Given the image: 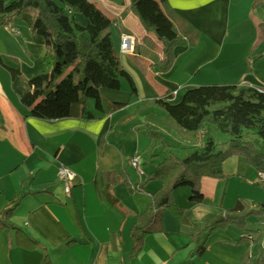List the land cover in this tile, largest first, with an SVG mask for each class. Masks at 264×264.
<instances>
[{"label":"crops","instance_id":"obj_1","mask_svg":"<svg viewBox=\"0 0 264 264\" xmlns=\"http://www.w3.org/2000/svg\"><path fill=\"white\" fill-rule=\"evenodd\" d=\"M92 1L112 19V41L137 87L135 93L123 82L118 90L103 88L107 101L124 105L92 119L46 120L32 114L21 96L29 90L28 80L44 67V40L31 32L18 39L22 31L15 24L5 26L24 56L7 53L20 63L12 66L21 70L16 77L0 62V264H242L245 259L264 264L259 240L264 219L257 228L246 226L253 241L236 225L199 236L240 200L226 197L228 183L241 175L237 156L223 164L230 176L202 178V202L191 200L187 186L175 189L172 200L180 213L161 209L138 255L131 234L162 186L157 179L142 183L155 162L150 172L139 166L142 173L136 168L133 175L131 160L137 156L140 164L145 153L161 156L145 123L149 114L166 116L155 106L136 112L138 107L168 95L169 102L178 103L188 89L203 83H243L264 90V0L162 2L175 29L187 38L164 72L153 68L163 59V44L146 29L131 0ZM32 19L33 13L30 25ZM124 34L135 38L131 52L120 48ZM172 135L166 136L174 141ZM62 164L75 173L69 194L58 176ZM108 173L117 181H109ZM15 198L19 203L7 213ZM254 201L249 207L257 208L260 200ZM27 236L36 243L32 248L23 245ZM198 236L206 239L203 253L197 250Z\"/></svg>","mask_w":264,"mask_h":264},{"label":"trees","instance_id":"obj_2","mask_svg":"<svg viewBox=\"0 0 264 264\" xmlns=\"http://www.w3.org/2000/svg\"><path fill=\"white\" fill-rule=\"evenodd\" d=\"M164 1L131 0V6L146 29L163 44V59L153 65L156 71L161 72L172 67L175 48L187 44V38L175 29L163 10L161 3ZM28 10L33 13L30 30L43 38L46 48L43 69L28 80L29 90L21 96V102L31 108L33 115L46 120L92 119L124 105L107 101L102 95L103 88L118 90L126 80L131 91L137 92L134 79L123 66L112 41L109 29L113 21L94 1L0 0V28ZM0 62L12 77L21 73L19 67L5 65L1 56ZM169 98L168 95L144 101L136 111L149 106L164 111V118L148 115L145 131L155 146H162L169 154L142 181L144 185L157 179L162 181V186L131 228L135 240L134 255L143 250L146 237L151 232L150 225L161 209L169 208L180 213L172 200L175 189L189 186L191 200L202 202V178L230 176L224 172L223 164L234 156L247 159L250 166L247 179L252 183H260L256 178L264 172V90L243 83L204 84L188 89L178 103L169 102ZM210 126L227 134L228 139L216 141ZM204 129L206 134L203 137L201 131ZM173 133L180 135L186 144L182 156L173 153L166 143L165 136ZM107 178L117 181L113 173H108ZM18 203L19 198L13 199L7 213H11ZM263 212L264 200L257 208L249 207L245 200H238L199 236L206 234L207 237L216 229L236 225L243 228L244 233L248 232L246 237L251 233L246 228L248 216ZM262 234L264 227L260 236ZM199 236L197 250L203 253L206 239L202 242ZM26 241L29 242L23 245L29 248L36 245L28 236ZM242 264L250 263L245 259Z\"/></svg>","mask_w":264,"mask_h":264},{"label":"rangeland","instance_id":"obj_3","mask_svg":"<svg viewBox=\"0 0 264 264\" xmlns=\"http://www.w3.org/2000/svg\"><path fill=\"white\" fill-rule=\"evenodd\" d=\"M31 14H32L31 11H29V10L25 11L21 15L16 16L13 19V21L8 24L11 27L13 24H15V26H17V28L22 31L23 36H21L18 39H22V37L24 38L27 35V33L31 32V30H30ZM81 21L85 22L82 18H81ZM12 28H14V27H12ZM261 31H262V35H263L264 30H261ZM0 34H2L0 36V50L3 52L2 59L4 60V62H6V64H9L11 66H18V65L20 66V63L18 61H16V63H15L14 59H11L10 57L7 56V53L20 54V56H24V53L21 50V46L19 44H16V41H15L16 39H14L13 37L8 35L9 31L5 28V26L0 28ZM37 36H39V35H37ZM45 52H46V48H43L42 54H44ZM39 72L40 71H38L37 73H39ZM122 82L124 84L128 83L126 80H123ZM204 84H206V83H203L200 85H204ZM158 111L162 112L161 109ZM210 132L214 136L216 141L222 142V141H225L228 139L227 134L220 132L219 130H217L213 126H210ZM205 134H206V129L201 131V136L204 137ZM172 136L174 137L175 140H178L180 138L181 141L178 140L175 142V140L173 141L170 139V137L165 136L166 143L168 145H174L176 150L171 149L173 151V153L180 155V156L184 155L182 147H183V145H186V144H185V142H182V137L176 133H174V135H172ZM158 150L161 152V154H160L161 156L157 155L154 157H150L148 155V153H145V156L142 157V161L140 162L139 166L144 168L145 172L148 173V172H150V170H152L154 162H155L156 167H157V165L160 164L162 161H164L166 156L169 154V151L167 149L163 148L162 146L158 147L157 151ZM164 150L165 151L167 150L166 151L167 153L164 152ZM163 154H165V155H163ZM237 157L240 159L239 160V171H241V175H236V177H239V179L231 180V182L228 183V189H227L226 197L227 198L228 197L235 198V202H236V200H238L240 198V200H245L246 202L248 201L247 203H253V202H255L254 200L259 199L260 200L259 203H256L257 207H259L260 202L264 200V181L260 180L259 175L256 179H258L260 181V183H258L256 185L253 184L249 179H247L248 168L250 167L248 162H247V159L244 156H237ZM144 158H146L147 161H145ZM132 171H133V175L137 174L136 168H133ZM261 173H264V172H261ZM146 176L147 175H145V177ZM150 183H152V182H150ZM187 187H189V186H187ZM189 189H191V188L189 187ZM222 189H223V187H222ZM261 219H264V212L260 215L251 214L250 216H248L246 226H251L253 228H257L259 226ZM262 224L264 225V222ZM262 236H259V237L261 238Z\"/></svg>","mask_w":264,"mask_h":264},{"label":"built area","instance_id":"obj_4","mask_svg":"<svg viewBox=\"0 0 264 264\" xmlns=\"http://www.w3.org/2000/svg\"><path fill=\"white\" fill-rule=\"evenodd\" d=\"M16 32H19V31H16ZM120 48H121V50L123 52H131V51H133L134 48H135V38H134V36L131 35V34L122 35ZM131 164L135 168L139 169L140 173H142V170L139 167V158L137 156L132 158ZM58 176H59V179L64 184L65 192L67 194L71 193L72 182H73L74 177H75L74 171L69 166H67L65 164H62L59 167ZM259 177H260L261 181H264V173L260 172L259 173ZM263 227H264V225H263ZM247 238L249 240H251V241L255 240L254 233H250L249 235H247ZM259 240H260V244H261V246H262V248L264 250V235L261 238L259 237ZM160 264H167V263L166 262H162Z\"/></svg>","mask_w":264,"mask_h":264}]
</instances>
